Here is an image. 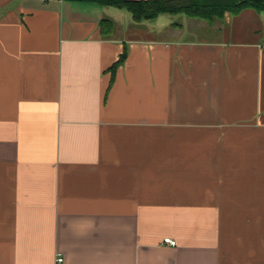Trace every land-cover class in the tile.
I'll return each instance as SVG.
<instances>
[{
	"label": "crops",
	"instance_id": "0c3cea01",
	"mask_svg": "<svg viewBox=\"0 0 264 264\" xmlns=\"http://www.w3.org/2000/svg\"><path fill=\"white\" fill-rule=\"evenodd\" d=\"M163 16L0 0V264H264V11Z\"/></svg>",
	"mask_w": 264,
	"mask_h": 264
},
{
	"label": "trees",
	"instance_id": "16d2710c",
	"mask_svg": "<svg viewBox=\"0 0 264 264\" xmlns=\"http://www.w3.org/2000/svg\"><path fill=\"white\" fill-rule=\"evenodd\" d=\"M80 2H95L104 6H113L129 11L136 24L152 21L165 14H182L190 19H198L208 24L222 20L225 15H238L243 10L253 9L264 11V0H66ZM103 35H109L114 23L108 18L100 22ZM127 57L126 50L119 61L112 67L124 63Z\"/></svg>",
	"mask_w": 264,
	"mask_h": 264
},
{
	"label": "rangeland",
	"instance_id": "374dc122",
	"mask_svg": "<svg viewBox=\"0 0 264 264\" xmlns=\"http://www.w3.org/2000/svg\"><path fill=\"white\" fill-rule=\"evenodd\" d=\"M185 20H188V22L190 23H194V24H197L196 22H203L204 24H206V22L204 21H201V20H198V19H190L182 14H165L163 17H161L160 21L158 22V25H161L162 23H170V22H178V23H185ZM198 37H203L205 34L204 33H198L197 34ZM215 35V34H213ZM212 35V36H213ZM215 37V36H214Z\"/></svg>",
	"mask_w": 264,
	"mask_h": 264
},
{
	"label": "built area",
	"instance_id": "2783aa9c",
	"mask_svg": "<svg viewBox=\"0 0 264 264\" xmlns=\"http://www.w3.org/2000/svg\"><path fill=\"white\" fill-rule=\"evenodd\" d=\"M165 242L169 243V244L172 245V246H175V245H176V241H175V240H172V239H170V238H166V239H165ZM62 261H63V258H58V259H57V262H58V263H61Z\"/></svg>",
	"mask_w": 264,
	"mask_h": 264
}]
</instances>
